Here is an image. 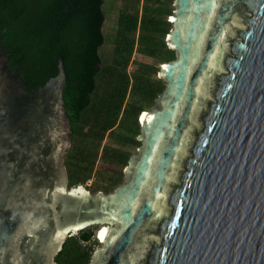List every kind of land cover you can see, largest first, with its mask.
Masks as SVG:
<instances>
[{"label":"water","instance_id":"obj_1","mask_svg":"<svg viewBox=\"0 0 264 264\" xmlns=\"http://www.w3.org/2000/svg\"><path fill=\"white\" fill-rule=\"evenodd\" d=\"M170 24L176 58L109 194L68 188L62 60L28 92L0 47V264H56L93 226L89 264H264V0H174Z\"/></svg>","mask_w":264,"mask_h":264},{"label":"trees","instance_id":"obj_2","mask_svg":"<svg viewBox=\"0 0 264 264\" xmlns=\"http://www.w3.org/2000/svg\"><path fill=\"white\" fill-rule=\"evenodd\" d=\"M104 0H0V47L6 70L32 92L57 75L62 60L66 74L62 91L65 115L71 123L70 148L64 165L68 188L85 186L94 174L100 183L85 186L90 193L109 194L124 183V169L138 149V118L154 107L165 88L158 68L139 64L127 68L135 46L140 54L161 64L176 58L165 37L171 25L169 4L143 0L142 14L121 13L117 20L111 60L101 57ZM105 138L110 144L103 145ZM102 162V169L96 167ZM97 226L67 237L56 264H89Z\"/></svg>","mask_w":264,"mask_h":264},{"label":"rangeland","instance_id":"obj_3","mask_svg":"<svg viewBox=\"0 0 264 264\" xmlns=\"http://www.w3.org/2000/svg\"><path fill=\"white\" fill-rule=\"evenodd\" d=\"M159 1L164 4H169V8L171 9L174 8V0H159ZM143 5H144L143 0H104V3L102 5V11L105 14V22L103 27V32L105 34V44L101 48V52H100L104 62L108 63L112 57V50L114 47V37L117 29L118 16L121 13H129V14L138 13V16H141L143 12L142 11ZM137 48L138 47L135 46L134 52L131 56L127 68V73L129 74V76H132V74L137 70L139 64H144L158 68L159 71L156 73L155 78L161 79L159 73L161 72L162 64L156 59H152L150 57L140 54ZM151 109L152 107H145L144 112L149 111ZM141 114H143V112ZM110 143L111 140L109 138H105L103 145H107ZM131 151H132L131 152L132 156L137 154V149H132ZM96 167L98 169H102V162L98 161ZM95 183H100V179L96 174H94L89 180L86 181L85 186H88V188L93 187ZM96 193H98V191H95L94 193L91 194L94 195ZM100 247L101 245L99 246V248Z\"/></svg>","mask_w":264,"mask_h":264},{"label":"built area","instance_id":"obj_4","mask_svg":"<svg viewBox=\"0 0 264 264\" xmlns=\"http://www.w3.org/2000/svg\"><path fill=\"white\" fill-rule=\"evenodd\" d=\"M101 245V241L98 239L96 232L94 233L93 239L90 242H81V246L86 249H90L93 253L97 249H99V246Z\"/></svg>","mask_w":264,"mask_h":264},{"label":"bare ground","instance_id":"obj_5","mask_svg":"<svg viewBox=\"0 0 264 264\" xmlns=\"http://www.w3.org/2000/svg\"><path fill=\"white\" fill-rule=\"evenodd\" d=\"M144 115H145V113H143V114L141 115V117H140V121H141V122L143 121ZM107 229H108V228H107L106 226H102V227H100V228L96 231L97 237H98V239H99L101 242H103V241H102V236H103V234L105 233V231H106Z\"/></svg>","mask_w":264,"mask_h":264},{"label":"flooded vegetation","instance_id":"obj_6","mask_svg":"<svg viewBox=\"0 0 264 264\" xmlns=\"http://www.w3.org/2000/svg\"><path fill=\"white\" fill-rule=\"evenodd\" d=\"M173 11H174V8H173V10H172V13H171V15H169V16H167L166 17V19H167V21L170 23V19H171V17H172V15H173ZM171 25V24H170ZM171 29V28H170ZM170 31V30H169ZM169 33V32H168ZM165 39H166V37H165ZM144 112V111H143ZM139 117H141V116H139ZM138 121H139V118H138Z\"/></svg>","mask_w":264,"mask_h":264}]
</instances>
